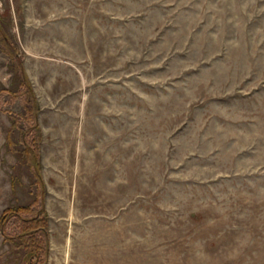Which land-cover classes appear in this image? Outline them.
<instances>
[{"label":"rangeland","instance_id":"rangeland-1","mask_svg":"<svg viewBox=\"0 0 264 264\" xmlns=\"http://www.w3.org/2000/svg\"><path fill=\"white\" fill-rule=\"evenodd\" d=\"M28 250L264 264V0H0V264Z\"/></svg>","mask_w":264,"mask_h":264},{"label":"trees","instance_id":"trees-1","mask_svg":"<svg viewBox=\"0 0 264 264\" xmlns=\"http://www.w3.org/2000/svg\"><path fill=\"white\" fill-rule=\"evenodd\" d=\"M5 40V39H4ZM5 43L8 45V43L5 41ZM9 47V45H8ZM26 77L23 75L22 76V81L24 83V85L26 86L25 89L26 91H28V93L30 94V96H32V91L31 89H29L27 87V81H26ZM33 101V100H32ZM36 102L33 101V105H35ZM35 107V106H33ZM32 128H37V123L35 122L32 126ZM32 128H29V129H32ZM21 140L23 141L24 145H25V148H26V151L30 157V160H31V165H32V168H33V173L36 177V181H38V183L43 187V182H42V177H41V174L39 172V170L37 169V157H36V151L34 149V146L28 142L25 141V139L23 138V136H21ZM43 205L40 207V210H38V212H41L43 211ZM14 214L18 215V213H16V211L14 212ZM19 216V215H18ZM37 219V216L34 215V217L32 218H28V217H21V220L23 222H29V221H32V220H36ZM36 232H40L43 234V236L45 237V240H46V243H47V236H48V233H47V230L44 226L42 225H38V226H35L31 229H27L25 230L24 232H22L21 234H19L17 237H25V236H30ZM10 238H14V237H10ZM39 261V254L35 251V250H28L24 253V256H23V261H22V264H34L36 262Z\"/></svg>","mask_w":264,"mask_h":264}]
</instances>
